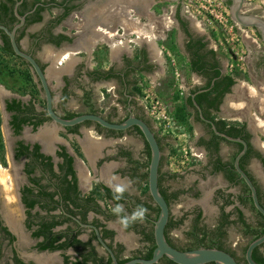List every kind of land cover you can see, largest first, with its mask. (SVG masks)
<instances>
[{"label":"flooded vegetation","instance_id":"1","mask_svg":"<svg viewBox=\"0 0 264 264\" xmlns=\"http://www.w3.org/2000/svg\"><path fill=\"white\" fill-rule=\"evenodd\" d=\"M111 1L0 0V25L7 27L10 31L20 26L16 31V41L19 47L24 52L32 55L48 76L50 63L46 59V47L52 46L56 49H61L64 46L72 47L85 32L89 34L92 32L98 44L109 43L103 42L102 38L105 32L102 31V28L113 33L114 36L110 38V42H117L114 49L118 48L119 41L120 43L123 42L119 48L128 43L127 37L130 36V32L127 33V29L124 28L123 24L119 22L117 24L105 22V12H102L101 8H105V5H107L105 11L108 14L111 11L109 9ZM158 2L159 0H149L147 5H150V7L147 6V11L142 10L141 13H136L135 16L141 17V15L147 14L154 18L152 9L154 10ZM223 2L232 11L235 0H223ZM248 6V3L244 0L243 13L245 15H254L248 13V10H250L249 8L247 9ZM39 8L41 10L37 16L36 12ZM182 8L183 5L179 3L172 10L171 16L173 19L170 23V29L167 26H162V28L166 29L168 33L172 31H175L176 34L178 33L183 42V48L181 46L180 48L182 54L187 59L185 64L188 67V72L192 76L196 75L202 81L200 86L188 88L183 77L182 85L180 84L183 87L182 94L186 95L184 92H187V96L183 99L184 105L186 99L189 97H193L194 95L196 97L197 95L207 93L211 89L208 87V84L213 76V69L210 66L207 68V73L192 71V64L197 59L194 57L195 50H190L188 47L190 42L196 43L202 39L206 43L205 53L215 50L209 48V42L206 39L195 37L191 21L188 19V16L183 15ZM97 9L101 10V15L96 12ZM16 11L18 15L24 18L23 24L18 18ZM37 17H41V20L35 21ZM86 18H90L93 22L85 23ZM260 18L264 20V17ZM76 19H78V23H76ZM71 20L73 21L70 24L69 21ZM69 25H72L71 32H69ZM61 26L62 28L59 29ZM117 26L118 28L121 27L118 30H125L124 34L120 37L122 40L116 39L118 34L116 30ZM141 27L143 30H141L140 36H136V39L137 41L141 39L154 43L155 58L145 46L144 48H140L137 53L138 58L135 55L130 56L123 53L116 59V62H111L110 66L107 67L100 64L98 66L96 64L92 65L93 62H89L88 59L78 62L77 59L79 58H76L77 64L73 67V70H69L61 77V83L57 91L60 95L58 104L55 102V93L52 91L54 110L58 116L68 119L69 113H74L77 116L98 114L109 122L122 123L130 115H134L146 120L153 129L152 122L148 119L146 108L136 89L140 85L139 76L147 75L151 77V75L162 76L163 73L165 74L166 70L163 67L166 62V51L164 47H161L160 43L168 41V38H165L166 35L163 38L157 37L155 40L148 39L146 35L142 37V34L156 30L157 23H154L152 26L149 23H142ZM163 30L158 27L157 32ZM255 30L262 39L260 31ZM10 47L12 48L9 35L0 29V51L5 55L14 56L23 61L26 67L25 70L16 71V73H20L23 79L28 82L26 83V88H23L24 94L11 93L0 103V112L2 110L4 117L6 116L7 118L6 127L11 136V143L9 142L10 145H8L4 138V124L1 112V133L4 143V153L3 157H0V264H44L39 260L40 256L55 253H59V263L56 262L54 264H113L110 253L99 241L97 230L106 245L113 251L120 264L127 263L136 258L146 259L148 250L156 245L154 222L158 219L160 210L150 194L139 195L137 194L138 191H135V187H133V183L135 184L137 179L131 176L132 165L129 159L132 157L135 161L141 162V160L135 157V152L129 144L123 142V139L125 133L132 131L137 133L134 129L135 127L126 131H115L90 121L74 127H64L55 123L48 115L45 92L36 73L25 60L12 55L9 51ZM82 49L85 50V56L88 57L89 44L82 46ZM252 54H250V57ZM255 59L258 60L255 70H264V51H261ZM206 62H216L219 64L218 69L221 71V77L227 75L218 55L216 57L207 55ZM261 78L263 79L264 77L259 75V79ZM98 84L111 85L110 91L113 97L116 98L117 104H110L106 108L103 107L105 105H99V99L96 97L95 92ZM174 86L176 87V85ZM214 86L215 80L211 87ZM108 90L109 88H106V92ZM77 91H81L82 94L79 95ZM229 94H226L222 99L218 111L208 109L207 103H205V108L201 109L204 117L207 120L213 121L218 130L217 123L220 121L226 122L229 127H245V134L241 137H233L219 131L232 138L242 139L247 143L248 149L240 160V166L242 168L243 165L242 169L256 186L260 203L264 207V147L256 143L255 135L248 124L227 121V118L223 117L222 105ZM72 99L77 102L82 110L77 113L76 111L70 112L68 104ZM14 102L20 106L21 111L8 110V106ZM188 108L192 111L190 116L191 124L197 123L203 127L202 136L197 137V140L193 144L194 153L196 152L195 154L199 158L201 156L199 149H204L202 160L204 159L203 161L205 162V171H208L212 177L221 175L228 182L229 190L219 187L214 192L212 200L218 202V208L215 212V222L210 228V225L206 222L208 210L205 206V201L207 199L204 198L203 201V190L200 187V180L182 189L174 188L165 182L167 180L175 181L179 179V174L176 173L175 177H170V175L175 174L164 172L163 164L162 173L167 174L162 181L163 188L168 189L169 193L181 192L178 197L171 199L169 203L171 214L166 227L167 240L172 247L180 251H192L200 248L220 249L233 255L240 264H248L245 258V251H243V260H240L237 253L233 252L227 245V229L232 225L239 227L243 238L252 240V237L244 235L243 226L238 221V209L244 215L247 223L253 227L258 228L264 222L258 214V210H255L250 189L243 179H241L240 175L238 173V176L234 175V181L228 176L229 170L236 171L234 167L235 159L243 151L244 146L240 143L230 142L222 137L220 138L224 140H214L212 126L202 121L196 106L194 108L188 106ZM18 117L28 118L30 121L28 124L23 125L19 132H17L14 126V122ZM52 126L55 127V133L58 134L59 138L56 141L49 142L46 134H48L49 127ZM89 132L99 137L98 142L102 148L95 164H92L85 156L86 161L84 162V166L86 168L82 165L83 168H80L78 158L84 154L82 145L76 142V148H73V152H71L65 140L69 136L84 140ZM156 137L162 149V163H164L165 140L157 134ZM141 138L146 148V141L143 136ZM48 143L52 144L48 146ZM223 145L233 146L234 149L228 152L223 148ZM22 147H28V151L24 154L21 153L23 151ZM37 153L41 157H38ZM144 153L146 156V150ZM66 154L72 159L71 167L73 174L68 173L69 162L68 158L65 157ZM114 162L118 164L119 173L122 174L123 178L132 181V189L125 193L123 200L117 202L106 192V189H109L106 186V178L109 176H105L104 173L108 165ZM141 163L144 164V162ZM193 167L195 166H192L190 169ZM87 172L90 174L88 180L86 178L82 179L81 175L87 174ZM3 174H6L4 176L5 179L2 178ZM6 186L10 191L8 194L4 193V187ZM231 189H236V191H231ZM185 195L194 197V201H188L187 209H180L175 213L172 208L173 203H180L182 197ZM116 203L123 204L128 213H131L137 205L144 206L147 203L149 205V208H147L148 214L143 222L132 223L125 229L118 222V218L112 213V209ZM248 204H250L251 211L256 215L254 222H250L247 218L246 207ZM229 207H232L231 210H228ZM226 215L229 216L228 220L230 223L228 226H224L226 233L224 236L218 233V228L224 222ZM198 218L199 221L196 224ZM187 221V229L180 235L179 230ZM51 225H54L53 228L47 232L44 228ZM40 231H43V235L38 236L37 234ZM129 234L137 237V247H132L131 239L128 237ZM58 235L61 236V239L55 242V245H69L62 249H42V244L49 243L50 238ZM196 235H198V238H205L207 236L206 247L197 244ZM147 236L150 238H147ZM211 240L213 241L211 242ZM259 253L264 254V244L260 246ZM158 264L176 263L164 257Z\"/></svg>","mask_w":264,"mask_h":264},{"label":"rangeland","instance_id":"2","mask_svg":"<svg viewBox=\"0 0 264 264\" xmlns=\"http://www.w3.org/2000/svg\"><path fill=\"white\" fill-rule=\"evenodd\" d=\"M246 2L249 5L247 9H250L248 10V13L257 15L259 17H264V0H246ZM179 3L183 5V15L188 16V19L191 21V26L193 27V34H195V37L206 39L207 42H209V48L214 49L216 51L219 59L223 64V67L225 68L226 74L234 76L235 80L237 81V84L248 83L249 85L253 86L251 81L254 76L253 73L256 69V64L258 61L255 58H257L261 51H264V42L257 34L256 30L254 28H245L238 25L233 19L231 9H229L225 5L223 0H159V2L157 3L158 5L154 8V10L152 9V14L154 15V18L153 16L145 14L140 17V23L142 22L144 24H150L151 21L149 16L152 17L154 20H156L154 23H157V28L152 32H146V34L143 35H146L148 39L152 40H155L157 37L163 38L165 35V38H168V41H162L160 43L161 47H164V50L166 51V62L163 67L166 71L165 74L163 73L164 75L162 74L163 77L161 75H156L157 78L155 80L147 75L139 76L140 84H143V86L139 85L138 89L141 90V92L142 90H144L145 92H147V94H151L152 97L156 96V94H159L161 100L165 103L168 112L174 114L175 116L178 113L177 109L180 108L184 103V97L187 96V92H184L186 95L181 94L182 89L180 87L182 84L179 81H177L176 83V79L180 78L181 80V78L184 77L188 88L200 86V84L202 83V81L198 78L194 79L195 76L193 77L188 72V67L185 64L187 59L182 54L180 48V46L183 48V42L182 39H180L178 33L176 34L175 31L168 33L166 29L162 28V26H167L170 29V23L173 19V17L171 16L172 10L176 8ZM148 7H150V5H148ZM97 11L98 14H102L101 10L97 9L96 12ZM87 19L89 20L90 18ZM76 20L78 22V19ZM89 21L91 23L93 22V20L91 19ZM158 27L164 30L157 32ZM118 29H121V27L118 28L117 26L116 30L118 34L116 36V39L122 40L120 37L124 34V31ZM133 34L134 33H130V36L127 37V41H131L128 45L129 48H126V50H128L127 52L131 54L132 52H134L137 55L140 48H144L145 46L155 58L156 52L154 43L141 39L137 41L136 36L139 34ZM113 36L114 35H112V37ZM109 43L111 44V42ZM178 46L180 49L178 48ZM249 51L253 53L251 57L249 55ZM124 52L128 54L126 51ZM94 58V60L90 58L89 62H93L92 65L96 64L97 66L98 64H100L107 67L110 66L111 62L117 61L116 58H114V61H112V53L111 51H109L106 43H100L97 45V50L94 53ZM173 60L175 63H173ZM173 64L175 65L173 66ZM25 68L26 67L22 60L14 56L5 55L0 51V103H2L3 99L6 96H9L11 93L24 94L23 88H26V83L28 82L23 79V76L20 73H16V71L18 72L20 70H25ZM262 71L264 72V70ZM177 74H181V76L177 77ZM250 74H252V76H250ZM54 81L55 80L52 79V83H54ZM174 85H176V87ZM154 86H156V88ZM155 89H157V93L154 91ZM233 89H236V86H234ZM254 91L256 92V89H254ZM105 97L106 100L102 103V105H105L103 107L106 108L110 104H117L116 98H114L111 93L106 95ZM228 109L229 108H224V110H222L223 117H229L227 116V111H229L230 109ZM73 110L80 111L82 109L79 106H76V108H74ZM1 112L4 124V138L7 141V144L10 145L9 142L11 143V136L9 131H7L8 128L6 127L7 118L6 116L4 117V113L2 110ZM229 112L231 113L232 111ZM191 114L192 111H186L185 114L182 115L184 116L182 119H178V117L176 118L181 128L192 135V142L194 143L195 140H197L198 135L203 131L200 130L201 132H194L190 121ZM249 114H254L253 118L260 117L264 119V113L257 114L256 108L250 109ZM197 126L200 129H203V127H201L199 124H197ZM253 133L255 135L256 143L264 147L263 130L258 129ZM123 142H126V144L130 145L131 149L136 154V156H134L136 158H139L141 162L145 163L148 161L147 155L145 156L144 153L146 148L144 146V142L141 136H139L134 131L130 133H125ZM166 143L167 142L165 141V144ZM223 148L228 152H231L234 149L233 146L229 145H223ZM170 150H172V146L166 144L164 146L163 171L167 173L169 172L170 174H176L173 172L175 171V168H169L170 161L168 154ZM200 153L201 156L199 158H194L192 165L195 166L194 168L185 169L184 171L179 173V179L175 181L167 180L165 183L173 186L174 188L182 189L185 188L187 185L193 184V182H197L198 180H200V187L203 190V201L204 198L207 199V201H205V206L208 210L206 222L208 225H210L211 228L215 222V212L218 208V202L212 200L213 194L219 187L226 188V190H229V185L228 182L225 181L221 175L212 177L208 171H205V162L203 161L204 159L202 160V152ZM145 172H147L146 168L142 169L141 174H144ZM4 176L5 174L2 175V178ZM133 187H135L134 189L135 191H138L137 194L139 195L149 194L146 180L138 178L137 182L135 184L133 183ZM231 191H236V189H231ZM5 192L6 194L10 192L7 186L4 187V193ZM194 199V197H190L189 195L183 196L180 203H173V211L176 213L178 212L177 210L187 209V206L189 204L188 201L191 202L192 200L194 201ZM231 208L232 207H229L228 210H231ZM246 215L250 222H254L256 220V215L253 211H251L250 204H248L246 207ZM187 223L188 221L185 222L184 226L179 230L180 235L182 234V232L186 231ZM227 230L228 247H230L233 252L237 253L240 260H243V249L247 246L251 239L243 238L242 234L240 233V229L239 227H237V225H232ZM130 235L131 234H129L128 237ZM134 238V240L131 239V244L132 247L135 248L137 247L138 242L137 237Z\"/></svg>","mask_w":264,"mask_h":264},{"label":"water","instance_id":"3","mask_svg":"<svg viewBox=\"0 0 264 264\" xmlns=\"http://www.w3.org/2000/svg\"><path fill=\"white\" fill-rule=\"evenodd\" d=\"M243 6L244 0H235V4L232 7V15L234 21L242 27L254 28L259 30L261 33L262 40L264 42V20L256 15H245L243 13ZM17 16L23 24L24 18L18 15V13ZM19 27L20 26L16 27L13 31H10L7 27L0 25V29L4 30L9 35L11 40V46L15 55L25 60L36 73V76L38 77L45 92L46 108L48 115L55 123L64 127H74L86 121H90L98 123L100 126L105 127L107 129L115 131H126L133 127H138L150 148L151 158L148 172V188L151 198L160 210L158 219L154 222V237L156 242V248L153 251V256L151 259L136 258L124 264H158L164 257H167L169 260L176 264H240L233 255L224 250L214 248H200L192 251H180L170 245L166 237V227L170 219L171 210L170 205L162 194L159 185L160 168L163 153L160 143L153 129L150 127L146 120L136 117L134 115H130V117L122 123L109 122L98 114L79 115L72 119H64L58 116V114H56L54 110V96L52 93V88L50 86L48 76L41 68L37 60L32 55L24 52L19 47L16 41V31ZM192 99L195 103L196 108L199 110L200 118L202 119V121L210 124L214 133L217 136L222 137L230 142L240 143L244 146L243 151L235 159L234 167L237 173L240 175L241 179H243V181L250 189L251 197L255 208L264 217V207L260 203L256 186L254 185L253 181L248 176V174L240 166V160L245 155L248 149L247 143L242 139L232 138L220 132L213 121L207 120L204 117L201 107L195 101V95L192 97ZM97 235L101 244L110 253L113 260V264H120L113 251L106 245V243L99 235L98 230ZM263 244L264 235L249 244L245 254V258L248 264H258L253 258V252L256 248L262 246Z\"/></svg>","mask_w":264,"mask_h":264},{"label":"crops","instance_id":"4","mask_svg":"<svg viewBox=\"0 0 264 264\" xmlns=\"http://www.w3.org/2000/svg\"><path fill=\"white\" fill-rule=\"evenodd\" d=\"M96 8H98V7H96ZM105 20L107 22L110 21L109 18L108 19L106 18ZM72 21L73 20L69 21L70 24ZM88 22L91 23L86 18L85 23H88ZM76 23H78V22H76ZM110 23H111V21H110ZM69 26H70L69 32H71L72 31V28H71L72 25H69ZM61 28H62V26L59 29H61ZM104 30H106V31H104ZM102 31L105 32L103 35L104 38H102L103 41L110 42V38L112 37L113 33H110V31H108L107 29H104V28H102ZM108 33H109V35H107ZM90 34L85 32V34L82 35V37L79 38L72 47L71 46H64L61 49H56L52 46L46 47V54H47L46 59L49 60L48 62L50 63V67H49V71H48V77H49V82H50V86L52 88V91H53V93H55L56 104H58L60 101V99H59L60 95H59V93H57V91L59 89L58 86L61 83V77L65 73H67L69 70H73V67L77 64V60L79 62L83 59L90 60V58H92V59L94 58L93 57L94 51L96 52L98 43L95 40L96 37L94 35H92V32ZM130 42L131 41H129L127 44H125V46L119 48L120 45L123 44V42L120 43V41H119L118 42V48L119 49L116 48L115 50L112 49L110 43H106V44H108L107 46H108L109 51L112 52V58H113L112 61H114V58L117 59L120 55L125 53L124 51H126V52L128 51V50H126V48L127 49L129 48L128 45ZM87 44H89V47H90V50L88 51V53H89L88 57L85 56L86 55L85 50L82 49V46L87 45ZM251 53L252 52L249 51V55ZM128 54H130V56L135 55V57L138 58V54L136 55L134 52H132V54L131 53H128ZM76 58H79V59L76 60ZM57 67H58V69H57ZM253 74H254V76H253L252 81H251L253 86L249 85L248 83L237 84V81H236V85H235L236 89H233L232 93H230L227 96L224 104L222 105V110H224V108H229L230 110L229 109L228 110L232 111L231 113L229 111H227V114L230 113L229 117H225V118H227V121H233V122H236L239 124H245L246 123L249 125L252 133L258 129H262L264 132V119L260 118V117L253 118L254 114H249V111L252 108L253 109L256 108L257 114L264 113V78L259 79V75H262L264 77V72L262 70H260V71L255 70ZM251 76H252V74H251ZM151 77L154 80L157 78L155 75H151ZM193 77H194V79L198 78L196 75H193ZM52 79L55 80L54 81L55 84L52 83ZM110 87H111V85H104V84H102V85L98 84V86H96L95 92H96V97L99 99V105H101L103 103L104 98H106L105 97L106 94L108 95L111 93ZM106 88H109L108 92H106ZM254 89H256V92L254 91ZM77 92L79 93V95L82 94L81 91H77ZM65 101H66V99H65ZM248 102H250V103H248ZM76 106H79V105L77 104L76 101H74L72 99L68 104V109L70 110V112H72V111L74 112L75 110H73V109L76 108ZM187 111H190L189 108ZM77 112L78 111H76V113ZM260 122H261V124H260ZM191 126L194 129V132H201L200 130L203 131V129H200L197 126V123L196 124L192 123ZM201 134L202 133H200L198 135V137L202 136ZM46 136L48 137V139L46 137L45 138L49 142L53 141V140L56 141L59 138L58 134L55 133V127L54 126L49 127L48 134H46ZM65 141H66V145L69 148V151H71V152H73V148H76V145H75L76 142H78L82 145V151L84 154H82L81 157L78 158V163L80 165V168H83L82 166H84V162L86 161L85 156L89 159V161L92 164H95V161L99 157L100 152H101V148H102L101 144L98 142L99 137L96 136V134L89 132V134L85 137L84 140L77 138V137L74 138L72 136H69ZM51 144L52 143H48V146ZM199 150L202 153H204L203 148H200ZM84 168H86V166H84ZM119 172H120L119 166L115 162L110 163L104 171L105 176H107V177L109 176L108 178H106L107 180L113 174L118 175V176L123 178L122 174H120ZM81 176H82V179L86 178V180H88L90 174H89V172H87V174L84 173V175H81ZM133 236L134 235L131 234L129 236V238L134 240L135 236L134 237ZM58 255H59V253H55L52 255H50V254L42 255V256H40L39 260L41 262H43L44 264H54V263L58 262V260H59Z\"/></svg>","mask_w":264,"mask_h":264},{"label":"trees","instance_id":"5","mask_svg":"<svg viewBox=\"0 0 264 264\" xmlns=\"http://www.w3.org/2000/svg\"><path fill=\"white\" fill-rule=\"evenodd\" d=\"M40 10H41V8H39L38 11L36 12L37 16H38V13ZM40 20H41V17H37L35 19V21H40ZM188 47L190 50H192V49L195 50L194 57H196V59H197L192 64V71L193 72L207 73V71H208L207 68H209V66L212 67V69H213V76L210 79V82L208 84V87L211 89L207 93L197 95L195 97V101L202 109L205 108V103H207L208 109H214L215 111H218L219 107L221 105L222 99L224 98V96L226 94L231 93L233 86L236 84L235 77L230 75V74H227V75L221 77V71H220V69H218L219 64H217L216 62H214V63L213 62L212 63L206 62L207 55H211L212 57H216L217 53L213 50H210V51H208V53H205L206 52V50H205L206 43H204L202 39L198 40L196 43H193V41H191ZM9 51L11 52L12 55H15V53L13 52L11 47L9 48ZM214 80H215V86L211 87ZM136 91L138 94H141V90H139L138 88L136 89ZM188 106H190L192 108L195 107V103H194L192 97H189L188 99H186L185 104L181 106L182 108L180 107L177 109L178 113L176 114V117H178V119H182L184 117L182 115L185 114V112L188 109ZM8 110L9 111H21V108L19 105H17L14 102L13 104L8 106ZM76 116H77L76 114L70 113V114H68L67 118L72 119ZM29 122L30 121L28 120V118H19V117L16 118V121L14 122V126L16 127L17 132L21 131L22 126L25 124H28ZM217 125H218V128L220 131L225 132L228 135L233 136V137H241L243 134H245V131H246L244 126H241V127L231 126V127H229L228 124L224 121L218 122ZM1 126H2V118H1V112H0V157L2 158L3 153H4V143H3L2 133H1L2 132ZM134 129L139 135L143 136L138 127H135ZM212 134L214 136V140H216V141L224 140V139L216 136L213 132H212ZM22 150L23 151L21 153L24 154L26 151H28V147H22ZM36 152H37V149H36ZM146 152H147L148 161L145 162L144 164H142L139 161L133 160L132 157H130L129 161L132 165V175H131L132 178H135V179L140 178V179L146 180V184H147V188H148V172H149L151 152H150V148H149L147 143H146ZM37 156L41 157V155H39L38 153H37ZM65 157L68 158V162H69L68 173L73 174L72 167H71L72 159L69 157L68 154H66ZM163 164L164 163H161L159 185H160V190H161L162 194L164 195L165 199L168 201V203H170L171 199L178 197L181 192L169 193L168 189L163 188L162 181H163L164 176H167V174L162 173V167H163L162 165ZM144 168L147 169V172H145L144 174L143 173L141 174L142 169H144ZM242 168H243V165H242ZM228 173H229L228 176L232 181L235 180L234 175L238 176L237 172L234 170H232V171L229 170ZM175 176H176V174L170 175V177H175ZM106 192L111 198L113 197L112 193L109 189H106ZM148 192H149V188H148ZM144 206H146V208H149V205L147 203ZM255 210H256V208H255ZM237 211L239 214L238 221L243 226L244 235L252 237V240L250 241V243L264 235V222H263V224H261L260 227L255 228L251 224L247 223V221L244 218V215L242 214V212L239 209ZM158 213H159V210H158ZM258 214L260 215V217H262V219L264 221V217L260 213H258ZM228 218H229V216L226 215L224 222L218 228V233L220 235L225 236V234H226L225 230H224V226H228V224L230 223ZM198 221H199V218L196 220V224H198ZM53 226L54 225L46 226L44 229H46V231L48 232V231H51ZM44 232H45V230H44ZM37 235L38 236L43 235V231H40V233ZM206 237L205 238H198V235H196L197 244L203 245L206 247L207 246L206 245ZM147 238H150V237L147 236ZM60 239H61V236H59V235L54 237V238H50L49 243L42 244L41 247H42V249H45V248L62 249V248H65L66 246L69 245V244L55 245V242L59 241ZM212 241L213 240H211V242ZM77 244H80V243H77ZM249 244L245 247V250H244L245 253H246V250H247ZM155 248H156V245L153 246L150 250H148L147 255L145 257L146 259L152 258L153 251ZM259 248L260 247H258L254 250L253 258L256 261V263L264 264V254L259 253Z\"/></svg>","mask_w":264,"mask_h":264},{"label":"built area","instance_id":"6","mask_svg":"<svg viewBox=\"0 0 264 264\" xmlns=\"http://www.w3.org/2000/svg\"><path fill=\"white\" fill-rule=\"evenodd\" d=\"M173 63H175L174 60ZM174 65L175 64H173V66ZM179 76H181V74H177V77ZM182 79L183 78H181V80L177 78L176 82L180 81L182 84ZM140 85L143 86V84ZM154 87L156 88V86ZM180 88L183 89V87ZM156 90L157 89L154 91L157 93ZM182 93L183 92H181V94ZM139 97L142 98V103L146 108L148 119L152 122L154 133L163 138L167 142L166 144L172 146V150H170L168 154L170 161L169 168H175L173 172L177 174L187 168H191L194 158L197 157L195 154L196 152L194 153L195 149L193 146L194 143L192 142V135L181 128L174 114L168 112L159 94L152 97L151 94H147V92L142 90Z\"/></svg>","mask_w":264,"mask_h":264},{"label":"bare ground","instance_id":"7","mask_svg":"<svg viewBox=\"0 0 264 264\" xmlns=\"http://www.w3.org/2000/svg\"><path fill=\"white\" fill-rule=\"evenodd\" d=\"M148 1L149 0H113L110 3L111 6H110L109 9L111 11H109L108 14H106V11H105L106 8H107V5H105L106 6L105 8H101V9H102V12H105V17L107 19L109 18V20L111 21V23H114V24L116 23L117 24L119 22L120 24H123L124 28L127 29V33H129V32L130 33H134V34L138 33L140 35V32H141V30H143V28L141 27L142 24L140 23V17L137 16V15L135 16V14L136 13L137 14L141 13L142 10H147ZM118 12H120V13H118ZM149 18H150V21H151L150 24L152 26L154 24V21L155 20L152 17H150V16H149ZM110 21H108V22H110ZM110 33H112V32H110ZM107 35H109V33ZM142 37H144V36H142ZM110 45L114 49L115 48L114 46L117 45V43L116 42H112ZM3 178L5 179V177H3Z\"/></svg>","mask_w":264,"mask_h":264},{"label":"clouds","instance_id":"8","mask_svg":"<svg viewBox=\"0 0 264 264\" xmlns=\"http://www.w3.org/2000/svg\"><path fill=\"white\" fill-rule=\"evenodd\" d=\"M106 186L110 189L113 199L121 201L124 199L125 193L131 190L132 181L113 174L106 181ZM112 213L118 218L122 227L127 229L132 223L143 222L148 214V209L143 205H137L131 213H128L123 204L116 203Z\"/></svg>","mask_w":264,"mask_h":264}]
</instances>
